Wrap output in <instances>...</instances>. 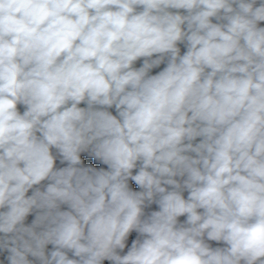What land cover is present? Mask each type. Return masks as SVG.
Here are the masks:
<instances>
[{
	"label": "clouds",
	"instance_id": "1",
	"mask_svg": "<svg viewBox=\"0 0 264 264\" xmlns=\"http://www.w3.org/2000/svg\"><path fill=\"white\" fill-rule=\"evenodd\" d=\"M0 264H264V0H0Z\"/></svg>",
	"mask_w": 264,
	"mask_h": 264
},
{
	"label": "trees",
	"instance_id": "2",
	"mask_svg": "<svg viewBox=\"0 0 264 264\" xmlns=\"http://www.w3.org/2000/svg\"><path fill=\"white\" fill-rule=\"evenodd\" d=\"M140 63H141V62L138 61V62H137V66H139ZM153 71H154V72H155V71H158V69H157V70H153ZM110 111H112L113 114H115V110H114V109H110ZM82 159L85 160V164H94V165L97 166V167L100 166V165L97 164L93 159L87 157L86 155H83V154H82ZM30 217H33V216H30ZM33 218H34V217H33Z\"/></svg>",
	"mask_w": 264,
	"mask_h": 264
},
{
	"label": "rangeland",
	"instance_id": "3",
	"mask_svg": "<svg viewBox=\"0 0 264 264\" xmlns=\"http://www.w3.org/2000/svg\"><path fill=\"white\" fill-rule=\"evenodd\" d=\"M82 106H83V105H82ZM32 219H33V217H30V216H29L27 222L30 223Z\"/></svg>",
	"mask_w": 264,
	"mask_h": 264
}]
</instances>
